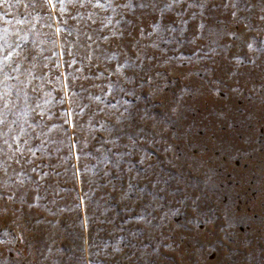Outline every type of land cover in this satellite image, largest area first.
<instances>
[{
    "label": "rangeland",
    "instance_id": "rangeland-1",
    "mask_svg": "<svg viewBox=\"0 0 264 264\" xmlns=\"http://www.w3.org/2000/svg\"><path fill=\"white\" fill-rule=\"evenodd\" d=\"M0 264H264V0H0Z\"/></svg>",
    "mask_w": 264,
    "mask_h": 264
},
{
    "label": "trees",
    "instance_id": "trees-1",
    "mask_svg": "<svg viewBox=\"0 0 264 264\" xmlns=\"http://www.w3.org/2000/svg\"><path fill=\"white\" fill-rule=\"evenodd\" d=\"M66 79H68L67 77H66ZM69 81V80H68Z\"/></svg>",
    "mask_w": 264,
    "mask_h": 264
}]
</instances>
